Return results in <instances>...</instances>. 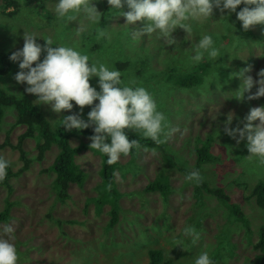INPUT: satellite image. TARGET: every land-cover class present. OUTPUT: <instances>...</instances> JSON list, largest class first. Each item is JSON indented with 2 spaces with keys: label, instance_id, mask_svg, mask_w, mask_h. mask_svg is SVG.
Wrapping results in <instances>:
<instances>
[{
  "label": "rangeland",
  "instance_id": "rangeland-1",
  "mask_svg": "<svg viewBox=\"0 0 264 264\" xmlns=\"http://www.w3.org/2000/svg\"><path fill=\"white\" fill-rule=\"evenodd\" d=\"M104 1L92 0V3L101 11ZM15 2L17 7L6 6L7 2L0 0V50L12 53L22 47L25 29L50 37L54 43L74 45L86 53V46L92 43L89 36L101 28L105 29L109 39L108 48H103L94 60H115L119 55H123V59L125 54L132 57L134 64L129 67L131 72L122 79L126 83L132 80L142 84L152 93L158 110L165 114L168 128L175 129L164 141L178 150L180 160L177 162L189 169L182 171L176 162L167 161L166 155L157 148H139L134 161H130L132 156L129 154L121 155L114 170V186L120 193L116 221L109 224L110 204L103 203L99 208L95 201L104 191L99 175L100 156L97 150L90 149L87 138H71L73 145L80 142L86 145L75 155V160L87 174L81 185H68L69 195L63 201L55 197L51 184L54 172L49 167L57 152L55 145L40 154L37 136L26 137L22 142L29 160L26 167L18 149L7 144L0 146V155L11 162L13 172L8 181L11 190L7 192L6 186L0 185V209L7 198L11 201L9 218L0 226L11 223L14 228L12 242L17 250V264H149V248L161 249L164 258L175 264H193L194 257L202 250L209 251L213 264L255 263L260 256L255 242L259 226L264 222V211L249 194L256 179H264V162L255 157L249 158L246 139L237 143L225 132V124L227 114L231 112L233 119L227 126L243 127L247 123L244 117L249 109L264 105V96L248 99L249 93L255 92L258 87L255 83L242 98L232 96L239 88L241 78L230 76L249 67L245 75H251L254 81L258 79V71L264 68V25L250 26L256 38L247 36L236 28L234 12L226 20L220 18L223 13L214 7L211 19L192 22V36L185 37V31L177 26L171 33L175 42L166 44L163 38L158 39L155 34L133 39L131 28L138 26L139 22L135 26H128L124 24L125 18L115 12L111 14L109 25L99 27V24H93L86 31L78 32L76 21L65 22L56 17L53 11L55 0L44 1V6L51 11L50 19L29 0ZM122 10L126 11V6ZM77 19L81 24L86 23L82 13ZM62 24L67 26L65 31ZM210 27L217 33L213 36L215 46L220 49V55L216 58L221 60L222 64L218 67L224 73L214 70L213 74L204 75L205 80L206 77L214 78L208 81L209 88L200 87L197 90L192 85L186 89L178 84V80H184L190 67L198 64L188 59L191 43ZM36 39L41 44L45 42L43 37ZM141 56L143 62L138 60ZM40 58H43V52ZM18 70V62L10 60L8 71L0 76V86L17 95L33 96L25 92V83H18L14 79ZM97 79L90 78V85L98 90ZM33 98L36 101L35 95ZM37 105L47 118L55 122L58 116L69 111L56 113L49 105ZM90 108V105L83 106L86 113ZM14 120V110L6 109L0 127V144L7 131L13 144L24 131L23 125L11 126ZM252 123H258V119ZM212 131L211 150L214 155L222 157L219 161L224 163V171L216 172L215 165L218 163H207L205 171L209 172H203L205 175H201V180L206 178L211 185L220 182L227 185L225 192L238 204L248 224L239 220L213 194L204 191L200 202L194 194L198 184L185 180L189 171L198 170L194 167L193 152L196 136L202 139ZM161 169L168 170L164 172L168 174L171 186L166 200L158 189L144 190ZM245 178L247 187L235 183V180ZM57 219L62 223L59 224ZM186 225L195 226L200 233L195 243L191 237L182 235ZM223 239L227 241L222 243Z\"/></svg>",
  "mask_w": 264,
  "mask_h": 264
},
{
  "label": "clouds",
  "instance_id": "clouds-1",
  "mask_svg": "<svg viewBox=\"0 0 264 264\" xmlns=\"http://www.w3.org/2000/svg\"><path fill=\"white\" fill-rule=\"evenodd\" d=\"M107 3L112 12L125 18L124 24L135 26L139 22L138 26L131 28L133 39L155 34L158 39L163 38L166 44L175 42L171 33L177 26L185 31V37L192 36V22L211 19L214 7L223 13L220 18L226 20L234 12L244 31L250 26L264 25V0H107ZM238 5L243 6L237 11ZM125 6L126 11L122 10ZM53 11L58 19L65 22L76 21L78 32L86 31L90 25L99 24L101 19V12L92 0H55ZM81 13L86 21L84 24L77 19ZM230 25L234 27L233 24ZM36 37H43L45 42L41 44ZM101 38H108L107 31L103 28L97 32V39ZM218 55L220 49L215 46L213 35L204 32L199 35L198 40L192 41L188 59L192 63H199L205 56L208 61H212ZM9 59L18 62L19 70L14 74V79L26 84L25 92L34 94L37 103L49 105L56 113L73 109V102L80 106V111L61 116L59 126H63L65 130H80L92 126L89 147L106 155L108 164L117 162L121 155L129 154L138 144L136 139H129L126 130H137L155 144L164 142L167 135L175 131L168 128L165 114L158 110L152 93L142 84L132 80L126 83L119 69L99 60H91L74 45L54 43L50 37L24 29L23 45L13 51ZM248 71L249 67H245L230 74L241 78L239 88L232 95L238 99L254 83L258 87L255 92L249 93L248 99L264 96V68L258 71V79L255 81L251 75H245ZM92 77H98V90L96 86L90 85ZM213 79L206 77L205 86L209 88ZM85 105L91 106L87 112V120L80 115ZM232 119L233 114L230 112L227 114L225 132L235 138L237 143L246 139L248 157L264 162V105L249 109L244 117L247 123L243 127H228ZM257 119L258 123L253 124ZM10 163L0 155V181L5 179ZM201 179L198 170H191L185 176V180L196 184ZM13 232L11 223L0 226V264H17V250L12 242ZM182 235L191 237L195 243L200 233L195 226L186 225L182 229ZM193 264H213L209 251H200L194 257Z\"/></svg>",
  "mask_w": 264,
  "mask_h": 264
},
{
  "label": "trees",
  "instance_id": "trees-1",
  "mask_svg": "<svg viewBox=\"0 0 264 264\" xmlns=\"http://www.w3.org/2000/svg\"><path fill=\"white\" fill-rule=\"evenodd\" d=\"M6 6H13L17 7V3L15 0H5ZM30 3L39 10V12L43 13L44 16H49L51 14V11L44 6V1L46 0H29ZM103 8L100 11L101 12V19L99 21V27H103L104 25H109V22L111 20V14L113 13L110 10V5L107 3V0L104 1ZM243 5L237 6V11L240 7ZM11 14V13H8ZM50 19V16L49 18ZM234 24L237 26L236 28L239 30L240 33H243L247 36H252L256 38V34L253 32L252 28L249 27L247 31L242 30L241 23L239 20L236 19V15L234 17ZM216 23V21H214ZM226 23V21H225ZM67 28L66 25L62 24V29L65 31ZM226 28V27H225ZM213 27H210V29L207 30L208 33L212 34L213 36L216 35V32H213ZM92 43L90 46H86V53L89 55L91 60H94L95 56H99L100 53H102L103 48H108L107 45H109V39L102 38L100 40H97V33L92 34L89 36ZM128 39H132L128 37ZM108 40V41H106ZM119 43V39H118ZM122 42H120V45ZM111 50V48H109ZM108 50V53L109 51ZM11 53L5 52L0 50V76L4 75L9 67H10V56ZM123 55H119L115 57V60L113 58H110L109 60H104L101 62H104L108 64L109 66L112 65L115 68L119 69L122 73V78L127 74L131 72L129 70V67L134 64V61L132 60V57H128L129 55L125 54V57L122 59ZM143 56H141L138 60L143 62ZM221 63V60H218L215 58L212 61H208V58L205 57L204 60L199 62L196 67H190L189 74L187 73L184 78V80H178V84L186 89H190L194 85L197 87V90H200V87H206V80L204 79V75L206 74H213L214 70H219L220 72L224 73V70L220 67H218ZM183 66H181L182 68ZM173 69V67H170ZM140 72V69L137 70ZM175 83V80H174ZM30 94L26 95H17L13 92L7 91L5 88L0 86V127L3 124L4 116L6 109L12 108L14 110L15 114V120L14 123L11 126L14 125H23L24 131L19 134L17 138V142L15 144L12 143V141L9 138V132L5 134V139L2 145H10L12 148H16L19 150L20 157H23L24 160V167L27 166L29 160L26 156V152L24 148L22 147V142L26 137H33L37 136L38 140V149L40 154H42L46 149L50 148L52 145H55L57 148V152L53 158V161L49 167L50 170L54 172V178L52 179V190L54 192L55 197L63 201L68 197V185L70 183H76L77 185H81L84 177L87 173H85L82 169H80L79 165L77 164L75 160V155L80 151L82 148H84L85 143L80 142L77 145H73L71 142L72 137H80V138H87V140L90 141V136L93 134V127H87L84 129L76 130H65L63 126H59V120L60 117L63 115L70 114L71 112H78L80 111V107L75 106L73 109L69 110L65 114H61L57 117L56 122L47 118L46 115L42 112L40 107L37 105L35 98H33ZM199 97V96H198ZM164 104V103H163ZM159 108V106H158ZM80 115L82 118L87 120V113L85 110H82L80 112ZM127 135L129 139H136L138 141V144L129 152V155L132 156L130 161H134V156L137 154L139 148L141 147H150V148H157L161 150L164 155H166V160L170 161L172 163L176 162V165L178 168H180L182 171H188L189 169L185 166V164L178 163L177 161L180 160L179 152L176 149L171 148L166 141L155 144L151 139L145 138L141 135V133L137 130H126ZM210 132L206 135L204 138H199V136H196L195 144L193 146V152L195 153V164L194 167L197 168L201 175L204 176L207 163H218L215 165L216 172L221 173L224 171L222 166L224 163H220L219 161L222 157L219 155H214L211 150V139L213 140V137ZM199 143V144H198ZM90 145V144H89ZM99 153V152H98ZM100 156V168H99V175L101 178V184H102V190L103 194L96 197L95 201L97 203V206L100 208L103 203H109V224H113L116 221V214L118 209V203L117 200L119 198V191L114 186V170L117 165V162L113 164H108L106 162L107 157L104 154L99 153ZM182 165V166H180ZM23 168V167H22ZM168 172L167 169H161L158 173H156L155 177L150 180L144 190L145 191H152L158 189L160 192V195L163 199H167L169 195V191L171 189V186L169 184L168 180V174L165 172ZM13 175L11 163L7 170V175L3 181H0V185H5L7 188V192L11 190L10 183H8L10 177ZM217 178H220L217 176ZM240 182H237V181ZM235 180L238 185L243 184L247 187V179H238ZM221 184H213L209 182L208 179L205 178V180H201V182L195 186L194 188V194L195 196L202 202V197L204 196V191L208 192L209 194H213L216 196L219 200H221L224 204H226L231 212L243 223L248 224L247 219L245 218L244 214L239 209V206L237 203H234L230 198L229 195L225 192L226 186L223 184V182H220ZM250 197L254 199L255 204L264 211V179L259 178L256 179L255 183L253 184L251 188V192L249 194ZM10 208H11V201L7 198L5 200L4 206L2 209H0V223L3 221H6L9 218L10 215ZM230 212V214H231ZM230 216V215H229ZM56 221V220H55ZM57 222L59 224L62 223L61 220L57 219ZM257 239L255 242V247L259 250L260 256L258 259H256V262L253 264H264V222L259 226L258 232H257ZM227 239L221 240L222 243L226 242ZM148 259L149 264H175L170 259H165L164 255L162 253V250L159 248H149L148 249Z\"/></svg>",
  "mask_w": 264,
  "mask_h": 264
}]
</instances>
